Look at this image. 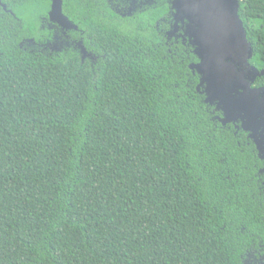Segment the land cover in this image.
Wrapping results in <instances>:
<instances>
[{
  "label": "trees",
  "instance_id": "trees-1",
  "mask_svg": "<svg viewBox=\"0 0 264 264\" xmlns=\"http://www.w3.org/2000/svg\"><path fill=\"white\" fill-rule=\"evenodd\" d=\"M173 1L0 0V264L264 257V124L207 101ZM238 17L262 88L264 0Z\"/></svg>",
  "mask_w": 264,
  "mask_h": 264
},
{
  "label": "water",
  "instance_id": "water-1",
  "mask_svg": "<svg viewBox=\"0 0 264 264\" xmlns=\"http://www.w3.org/2000/svg\"><path fill=\"white\" fill-rule=\"evenodd\" d=\"M241 0H174L178 14L181 10L197 24L194 31L200 62L191 68L206 82L210 103L218 102L225 122L243 121V127L253 130L264 124V87H252L249 72L239 67L252 57L251 44L246 39L238 17ZM51 16L66 24L62 0H52ZM254 138V136H253Z\"/></svg>",
  "mask_w": 264,
  "mask_h": 264
},
{
  "label": "rangeland",
  "instance_id": "rangeland-1",
  "mask_svg": "<svg viewBox=\"0 0 264 264\" xmlns=\"http://www.w3.org/2000/svg\"><path fill=\"white\" fill-rule=\"evenodd\" d=\"M246 264H264V257L252 254L248 257Z\"/></svg>",
  "mask_w": 264,
  "mask_h": 264
},
{
  "label": "flooded vegetation",
  "instance_id": "flooded-vegetation-1",
  "mask_svg": "<svg viewBox=\"0 0 264 264\" xmlns=\"http://www.w3.org/2000/svg\"><path fill=\"white\" fill-rule=\"evenodd\" d=\"M66 45L68 46L69 45V42H66Z\"/></svg>",
  "mask_w": 264,
  "mask_h": 264
}]
</instances>
